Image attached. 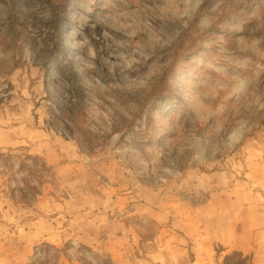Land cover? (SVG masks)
<instances>
[{
	"label": "rangeland",
	"instance_id": "obj_1",
	"mask_svg": "<svg viewBox=\"0 0 264 264\" xmlns=\"http://www.w3.org/2000/svg\"><path fill=\"white\" fill-rule=\"evenodd\" d=\"M60 2L0 0V264H264V0Z\"/></svg>",
	"mask_w": 264,
	"mask_h": 264
},
{
	"label": "trees",
	"instance_id": "obj_2",
	"mask_svg": "<svg viewBox=\"0 0 264 264\" xmlns=\"http://www.w3.org/2000/svg\"><path fill=\"white\" fill-rule=\"evenodd\" d=\"M41 3L45 4L49 11L52 19H50L49 23L54 25L53 33H55V36L57 37V32L60 31L59 35L61 36V29H62V23L61 20V14H65V4L61 3V0H40ZM260 0H244L245 5L250 4L252 2H258ZM61 19V20H60ZM53 37V36H51ZM72 77H75L73 73L70 74ZM166 73L164 76L166 77ZM161 82H163V78ZM163 88H161L156 95H159L162 93ZM154 105V104H153ZM153 105L152 104H142V106H139L133 113L129 114V120L122 119L124 125H127V128L132 127L135 125V120H139L143 113L145 114V124L146 126H150L153 123V119L151 118V112H153ZM62 113V116L65 118L66 121V130H68L70 133L74 134L78 140V143L82 146V144H86V146L89 149H93L94 146H97V144L101 143V140L103 139L104 135L101 137L97 134L93 135V132L88 127V116L85 113V108L81 104L80 101H78L77 104H69L68 108H65L64 110H60ZM137 137L142 136V132H139L136 134ZM12 156L7 154H0V165H3V167L6 169V166H8L9 169L13 168V165L11 164ZM23 160V161H22ZM20 161L19 164V170H25L27 172V176L25 175V178L21 180L22 186H16L12 190V194L19 195L18 202L22 205L28 204L29 199L28 195H36L38 193V190L36 187H32L29 182L27 181L29 177L33 176L35 177L37 173L40 171L43 172V170H47L45 164L37 167L38 159H34L30 156H25ZM26 160H32L34 162L32 168H27V165L25 164ZM37 167V168H36ZM42 176H40L38 180V184L40 183V179Z\"/></svg>",
	"mask_w": 264,
	"mask_h": 264
}]
</instances>
